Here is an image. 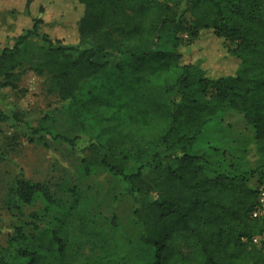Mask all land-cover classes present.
I'll return each instance as SVG.
<instances>
[{"label": "trees", "instance_id": "trees-1", "mask_svg": "<svg viewBox=\"0 0 264 264\" xmlns=\"http://www.w3.org/2000/svg\"><path fill=\"white\" fill-rule=\"evenodd\" d=\"M78 1L80 45L51 39L43 18L28 11L23 31L0 51V87L17 88L13 70L26 63L48 75L51 92L81 103L100 123L81 177L107 172L129 194L155 197H137L139 230L130 240L137 254L112 256L111 237L79 186L62 201L46 184L18 177L13 191L22 204L42 197L48 205L16 226L14 250L0 264H68L85 243L91 254L82 264H264V214L253 215L264 164L251 168L234 154L228 167L207 171L210 149H194L208 124L233 110L264 152V0H189L181 14L180 0ZM33 37L48 45L29 55ZM11 119L76 146L77 136L34 126L0 102V132Z\"/></svg>", "mask_w": 264, "mask_h": 264}, {"label": "rangeland", "instance_id": "rangeland-1", "mask_svg": "<svg viewBox=\"0 0 264 264\" xmlns=\"http://www.w3.org/2000/svg\"><path fill=\"white\" fill-rule=\"evenodd\" d=\"M188 1L180 0V14L184 12ZM28 11L31 16L43 18L41 31L48 33L51 39H59L63 45H80L78 22L83 15V7L78 0H33L29 8L27 0H0V51L11 46L16 36L23 31L29 20ZM114 35L117 39L120 38L118 32H114ZM182 36L186 39L187 33L184 32ZM227 43L232 47L236 46L235 43ZM43 45L48 44L42 38L33 37L26 53L30 55L28 50L39 53L37 51ZM88 45L90 42L86 41L81 44V48ZM108 58L113 62L119 59L118 56ZM17 63L18 60L7 62L4 68H11ZM13 71L18 75V86L0 87L2 109L10 115L18 112L34 126L44 124L68 136H77L78 140L73 148L68 142L55 140L49 135H34L25 124H17L14 119L2 124L0 255L7 257L13 252L16 226L30 221L32 212L42 211L48 205L42 197L29 205L22 204L17 199L13 182L18 177H23L34 183L46 184L51 194L62 201L70 199V188L79 186L89 197L92 213L111 237L114 246L112 256L127 252L135 256L137 251L130 240L136 238L139 230L134 216L138 205L137 197L152 199L154 194H129L123 179L107 172L81 177L83 157L91 154L90 145L99 139L97 135L101 127L97 118L83 111L81 103L72 104L71 99H61L58 92H51L48 75H39L28 63ZM215 120L208 124L194 144L197 152L210 149L211 160L205 165L206 170L228 167L234 154L241 156L242 161L251 168L261 164L262 168L264 152H259L254 129L247 124L243 114L227 110ZM210 145L212 146L209 148ZM259 174L258 172L256 177ZM256 183V179L252 180L253 185H257ZM113 218L120 225L118 229L112 227ZM48 219L49 217L46 218ZM26 229L30 230L29 227ZM90 249L88 243L82 244L68 264H82L84 258L91 254Z\"/></svg>", "mask_w": 264, "mask_h": 264}, {"label": "built area", "instance_id": "built-area-1", "mask_svg": "<svg viewBox=\"0 0 264 264\" xmlns=\"http://www.w3.org/2000/svg\"><path fill=\"white\" fill-rule=\"evenodd\" d=\"M260 190V194H259V204L256 206L253 215L254 216H259L264 214V186H259L258 187ZM259 239V237H255L254 241L257 242Z\"/></svg>", "mask_w": 264, "mask_h": 264}, {"label": "crops", "instance_id": "crops-1", "mask_svg": "<svg viewBox=\"0 0 264 264\" xmlns=\"http://www.w3.org/2000/svg\"><path fill=\"white\" fill-rule=\"evenodd\" d=\"M213 123V122H212Z\"/></svg>", "mask_w": 264, "mask_h": 264}]
</instances>
